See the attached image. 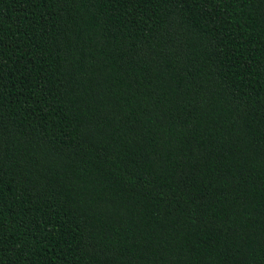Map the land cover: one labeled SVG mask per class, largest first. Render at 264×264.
<instances>
[{"label": "trees", "instance_id": "16d2710c", "mask_svg": "<svg viewBox=\"0 0 264 264\" xmlns=\"http://www.w3.org/2000/svg\"><path fill=\"white\" fill-rule=\"evenodd\" d=\"M0 264H264V0H0Z\"/></svg>", "mask_w": 264, "mask_h": 264}]
</instances>
